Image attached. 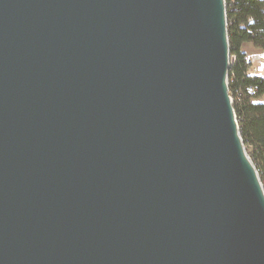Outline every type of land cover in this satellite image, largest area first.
<instances>
[{"label": "water", "instance_id": "water-1", "mask_svg": "<svg viewBox=\"0 0 264 264\" xmlns=\"http://www.w3.org/2000/svg\"><path fill=\"white\" fill-rule=\"evenodd\" d=\"M226 0H0V264H264Z\"/></svg>", "mask_w": 264, "mask_h": 264}, {"label": "trees", "instance_id": "trees-1", "mask_svg": "<svg viewBox=\"0 0 264 264\" xmlns=\"http://www.w3.org/2000/svg\"><path fill=\"white\" fill-rule=\"evenodd\" d=\"M229 92L245 148L264 185V75L245 56L264 52V0H226ZM251 87V91L246 88Z\"/></svg>", "mask_w": 264, "mask_h": 264}, {"label": "rangeland", "instance_id": "rangeland-1", "mask_svg": "<svg viewBox=\"0 0 264 264\" xmlns=\"http://www.w3.org/2000/svg\"><path fill=\"white\" fill-rule=\"evenodd\" d=\"M251 55H255V54H250L248 55V57H250ZM257 55H258L257 58L260 62L252 63V60H251V63H252L251 65L256 66L258 74L264 75V56L260 55V53H257ZM261 68L263 69L261 70Z\"/></svg>", "mask_w": 264, "mask_h": 264}, {"label": "built area", "instance_id": "built-area-1", "mask_svg": "<svg viewBox=\"0 0 264 264\" xmlns=\"http://www.w3.org/2000/svg\"><path fill=\"white\" fill-rule=\"evenodd\" d=\"M260 55L264 56V52L260 53ZM245 59H248V60L251 61V58L248 57V55L245 56ZM251 64H252V63H251ZM250 69H251V72H252V73H256V72H257V68H256V66H254V65H251ZM246 90H247V91H251V87H247ZM262 98L264 99V95H263ZM232 99H233V97H232Z\"/></svg>", "mask_w": 264, "mask_h": 264}, {"label": "crops", "instance_id": "crops-1", "mask_svg": "<svg viewBox=\"0 0 264 264\" xmlns=\"http://www.w3.org/2000/svg\"><path fill=\"white\" fill-rule=\"evenodd\" d=\"M257 54H255V55H251L250 56V58H251V60H252V63L254 62H260L259 60H258V58H257ZM263 68H261V70H262ZM259 75H261V74H259Z\"/></svg>", "mask_w": 264, "mask_h": 264}]
</instances>
